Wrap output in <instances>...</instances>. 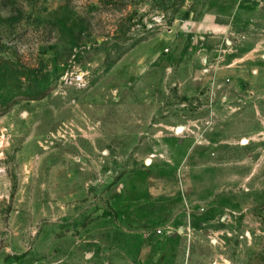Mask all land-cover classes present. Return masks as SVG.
<instances>
[{
  "label": "rangeland",
  "instance_id": "rangeland-1",
  "mask_svg": "<svg viewBox=\"0 0 264 264\" xmlns=\"http://www.w3.org/2000/svg\"><path fill=\"white\" fill-rule=\"evenodd\" d=\"M0 264H264V0H0Z\"/></svg>",
  "mask_w": 264,
  "mask_h": 264
},
{
  "label": "crops",
  "instance_id": "crops-1",
  "mask_svg": "<svg viewBox=\"0 0 264 264\" xmlns=\"http://www.w3.org/2000/svg\"><path fill=\"white\" fill-rule=\"evenodd\" d=\"M148 192L151 197L159 198V197L171 195L172 193H174V187L172 186L157 187L156 185H153V184L151 185L150 180H149Z\"/></svg>",
  "mask_w": 264,
  "mask_h": 264
},
{
  "label": "water",
  "instance_id": "water-1",
  "mask_svg": "<svg viewBox=\"0 0 264 264\" xmlns=\"http://www.w3.org/2000/svg\"><path fill=\"white\" fill-rule=\"evenodd\" d=\"M181 130H183V126H177L175 127V133H179ZM246 140H243V142H245Z\"/></svg>",
  "mask_w": 264,
  "mask_h": 264
}]
</instances>
